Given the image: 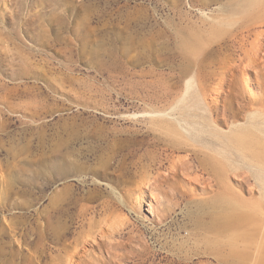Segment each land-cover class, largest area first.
<instances>
[{
    "label": "rangeland",
    "instance_id": "obj_1",
    "mask_svg": "<svg viewBox=\"0 0 264 264\" xmlns=\"http://www.w3.org/2000/svg\"><path fill=\"white\" fill-rule=\"evenodd\" d=\"M237 1L0 0V264H67L83 248L81 264L264 260V165L250 166L251 156L225 143L220 158L228 166L214 172L202 155L165 151L177 167L165 153L157 164L171 173L161 185V222L135 183L147 158L127 155L124 176L111 169L109 180L92 169L116 138L162 147L157 138L168 131L152 120L154 109L168 108L174 120L190 102L207 106L181 44L191 33L209 37ZM257 101L231 126L248 125L263 140ZM254 147L264 157V143ZM51 159L73 168L58 172ZM216 180L227 187L224 200ZM229 212L237 219L228 229Z\"/></svg>",
    "mask_w": 264,
    "mask_h": 264
},
{
    "label": "bare ground",
    "instance_id": "obj_2",
    "mask_svg": "<svg viewBox=\"0 0 264 264\" xmlns=\"http://www.w3.org/2000/svg\"><path fill=\"white\" fill-rule=\"evenodd\" d=\"M226 11L228 15L220 18L221 22L212 26L209 37L204 39L203 34L199 32L191 33L180 48L187 64L186 73L189 74L193 71L196 73L198 91L206 100H209L207 106H202L197 101L190 102L180 111L181 117L173 118L174 120H172L168 108L154 109L153 112L158 114L152 120L159 121L168 131L164 136V132L159 137L155 136V138L158 137L159 143H163L162 147H145L143 144L135 146L137 140L134 135H131L129 139L116 138L108 146L103 147L100 156L97 155L98 163L101 165L92 168L97 176L109 180L113 178L109 176L108 172L111 169L119 170L124 176L123 173L126 169L124 160L127 155H140L139 159L141 160L147 158V162L142 164L140 178L135 180V183L150 195V202L147 204L148 211L153 218L156 214L157 220L160 222L166 213L162 207L161 185L164 179H167V176L171 174L166 171L163 173L161 167L157 165L161 163L159 160L161 161L165 151L170 150L174 154V151L177 153V150H184L187 152V156L202 155L201 165L209 166L212 171L216 172L222 166H228L220 158L226 143L228 147L251 156L253 159L248 163L250 166L262 167L264 165V157L261 158V153H255L252 150L255 148L254 144H262L264 139H257L248 125L231 126V123L236 124L240 119L245 120L251 116L249 111L254 110L252 102L255 100H259L257 104L264 108V0H240L227 5ZM234 46H237L241 51L239 54H236L237 50L233 49ZM225 50L227 52L222 54V51ZM249 70L253 71L254 75H249ZM192 85L196 84L189 81L188 86ZM216 124H222L230 131L222 133ZM66 126V134H70L69 122ZM173 135H176L178 139L172 138ZM99 139L103 140L104 138L99 137ZM165 154L172 156L173 168L177 167V162L173 159L175 156L171 153ZM56 157H59V154H56ZM50 166L58 172L69 171L73 168L69 163L59 162V159H51ZM184 167L183 170L186 169L188 172L193 168V165L185 159ZM205 169L209 170L207 167ZM213 177L207 178V186H212L215 180ZM216 181L219 187L216 198L221 197L224 200L223 192L227 191V187L223 181ZM248 190H252L249 185ZM93 197L94 195L91 193L89 199L91 200ZM245 217L239 215L238 218ZM224 218L222 226L229 229L235 224L237 215L229 212ZM153 220L155 221V219ZM100 235V238L104 237L103 234ZM85 251L84 248L77 250L67 264H81L76 260V256L82 255V252ZM231 255L240 256L242 252L233 249ZM220 261L221 264H235L226 258H220ZM237 264H245V258L239 259ZM260 264H264V260Z\"/></svg>",
    "mask_w": 264,
    "mask_h": 264
}]
</instances>
